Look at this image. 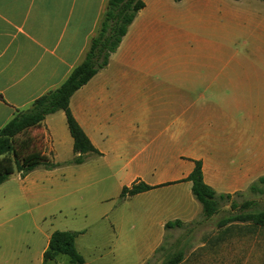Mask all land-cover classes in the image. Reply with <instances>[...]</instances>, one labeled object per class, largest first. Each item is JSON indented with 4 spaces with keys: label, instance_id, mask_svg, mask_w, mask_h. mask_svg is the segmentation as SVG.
<instances>
[{
    "label": "crops",
    "instance_id": "obj_1",
    "mask_svg": "<svg viewBox=\"0 0 264 264\" xmlns=\"http://www.w3.org/2000/svg\"><path fill=\"white\" fill-rule=\"evenodd\" d=\"M142 1L108 64L69 100L100 152L76 165L90 173H74L75 185L104 182L73 229L85 264H144L173 230L167 223L200 217L202 205L185 180L195 161L216 193H241L264 177V0ZM107 2L0 0V129L83 60ZM246 11L251 57H226L221 42L208 53L209 35L196 34L194 15ZM194 46L200 56L192 55ZM32 128L42 154L60 163L73 157L62 110ZM140 181L154 187L120 198L124 186Z\"/></svg>",
    "mask_w": 264,
    "mask_h": 264
},
{
    "label": "rangeland",
    "instance_id": "obj_2",
    "mask_svg": "<svg viewBox=\"0 0 264 264\" xmlns=\"http://www.w3.org/2000/svg\"><path fill=\"white\" fill-rule=\"evenodd\" d=\"M252 18L247 11L240 16L194 15L192 26L203 30L197 35H209L208 53L221 42L226 57L242 59L252 55L248 49L254 35L247 26ZM216 32L222 36L219 40L211 36ZM200 54L194 46L192 55ZM33 130L30 128L25 135L38 148L40 138ZM76 165L66 161L50 169L38 166L25 177L14 171L0 184L1 264H41L45 234L82 226L78 216L90 210V202L99 195L104 182L78 189L74 173H90V169L86 164L83 168ZM112 193L109 191L107 196ZM216 201L218 208L213 214L202 212L191 223L172 225L173 230L144 264H163L167 260H178L177 264H264V222L257 220L264 216V183ZM66 262L67 257L60 255L55 264Z\"/></svg>",
    "mask_w": 264,
    "mask_h": 264
},
{
    "label": "trees",
    "instance_id": "obj_3",
    "mask_svg": "<svg viewBox=\"0 0 264 264\" xmlns=\"http://www.w3.org/2000/svg\"><path fill=\"white\" fill-rule=\"evenodd\" d=\"M143 5L142 0H108L96 34L91 39L83 60L72 69L58 87L35 99L26 110L18 111L0 129V184L6 181L14 171H18L22 177H25L38 166L50 169L60 164L42 154L31 137L25 135L30 128L40 124L48 114L58 110L64 112L73 138L74 155L68 163L81 164L89 155L100 154L72 115L69 100L77 89L108 64L111 54L117 49L129 25ZM185 180L192 182V193L201 203L202 212L206 216L213 214L218 208L217 198L231 196V194L216 193L204 182L200 161H195L193 170ZM258 183H264V177L252 183L249 190H254ZM153 187L142 181L124 186L120 192V198L130 197ZM257 220L264 222V216ZM179 223V221L167 223V227ZM78 234L79 232L74 230L51 232L47 248L42 253V262L53 261L59 254H65L71 263L85 264L75 247V238ZM177 263L178 260H167L163 264Z\"/></svg>",
    "mask_w": 264,
    "mask_h": 264
}]
</instances>
